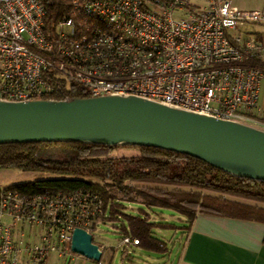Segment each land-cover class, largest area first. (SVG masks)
Instances as JSON below:
<instances>
[{"label":"built area","instance_id":"obj_1","mask_svg":"<svg viewBox=\"0 0 264 264\" xmlns=\"http://www.w3.org/2000/svg\"><path fill=\"white\" fill-rule=\"evenodd\" d=\"M262 21L230 0H70L47 25L40 0H0V100H46L53 72L87 98L134 96L264 129L254 118L264 40L235 34ZM100 213L94 194L0 188V264L72 255L71 231L90 234Z\"/></svg>","mask_w":264,"mask_h":264},{"label":"trees","instance_id":"obj_2","mask_svg":"<svg viewBox=\"0 0 264 264\" xmlns=\"http://www.w3.org/2000/svg\"><path fill=\"white\" fill-rule=\"evenodd\" d=\"M40 1L47 25L63 16L70 3V0ZM253 38L262 41L264 33H256ZM47 73L48 79L44 80L52 90L44 99L87 98L82 88L53 72ZM254 118L264 124L263 119ZM119 148L135 150L137 155L118 157L112 154ZM0 169L53 175L5 187L25 195L76 191L96 195L101 212L98 221L109 224L121 238L136 241L131 246L146 253L165 252L164 242L154 235L155 229L174 230L176 227L151 221L141 209L129 215L126 203L174 211L184 219L179 229H185L197 214L264 224L263 182L234 178L198 159L159 149L78 143L0 145ZM163 187L176 191L182 188L198 190L201 195L197 200L177 198ZM121 264L137 263L124 255Z\"/></svg>","mask_w":264,"mask_h":264},{"label":"water","instance_id":"obj_3","mask_svg":"<svg viewBox=\"0 0 264 264\" xmlns=\"http://www.w3.org/2000/svg\"><path fill=\"white\" fill-rule=\"evenodd\" d=\"M30 143L154 148L264 183V129L134 96L0 100V145ZM69 249L100 261V249L83 229L71 231Z\"/></svg>","mask_w":264,"mask_h":264},{"label":"crops","instance_id":"obj_4","mask_svg":"<svg viewBox=\"0 0 264 264\" xmlns=\"http://www.w3.org/2000/svg\"><path fill=\"white\" fill-rule=\"evenodd\" d=\"M257 107L255 117L264 120V75L259 83ZM180 239L174 264H264L263 223L197 214L181 229ZM94 244L100 246L101 263L75 254L64 258L51 254L45 264H111L110 258L106 259L107 249Z\"/></svg>","mask_w":264,"mask_h":264},{"label":"rangeland","instance_id":"obj_5","mask_svg":"<svg viewBox=\"0 0 264 264\" xmlns=\"http://www.w3.org/2000/svg\"><path fill=\"white\" fill-rule=\"evenodd\" d=\"M230 3L231 6L238 10L260 11L264 16V0H230ZM256 33H264V21L245 24L235 34L240 39H253ZM112 154L118 157H129L137 155V152L132 149L119 148L113 151ZM52 177L53 175L46 172H21L13 169H0V188ZM162 189H165L177 198L183 199L197 200L201 195V192L198 190L182 188L176 191L166 187ZM124 206L126 207V213L129 215H134L138 209H141L149 215L151 221L169 223L176 228L174 230H154V235L164 242L165 252L162 254H151L139 248H134L131 245L120 244L121 237L115 232L114 228L106 223H97L93 230H91L90 235L94 243L102 245L107 249L108 254L106 259L110 258L111 264H120L124 255H127L137 264H174L179 253L181 240V229L179 227L183 226V217L171 210L154 207L147 208L137 203H126Z\"/></svg>","mask_w":264,"mask_h":264}]
</instances>
